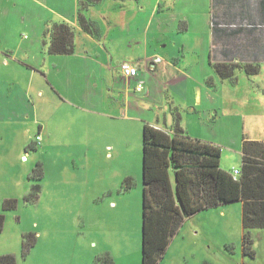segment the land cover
Listing matches in <instances>:
<instances>
[{
    "label": "rangeland",
    "instance_id": "374dc122",
    "mask_svg": "<svg viewBox=\"0 0 264 264\" xmlns=\"http://www.w3.org/2000/svg\"><path fill=\"white\" fill-rule=\"evenodd\" d=\"M184 1L142 0L147 9L160 2L173 14ZM194 1L203 7V0ZM103 3L91 5L99 22L107 25L105 21L112 16L120 21V14L102 8ZM1 6L8 14L0 21V98L7 95L17 101L0 100V214L5 215L0 255L13 254L17 264H143V125L149 115L170 124L176 113L186 131L215 139L221 148L220 166L228 171L241 169L242 153L237 145L242 133L264 141V61L254 75L236 67L233 77H221L214 65L199 61L191 66L195 73L191 67L189 72H175L171 82L164 72L168 97L164 100V92L154 87V97L148 98L153 108L143 118L134 111L139 109L136 99L122 96L125 91L120 87L115 96L119 103L114 104L112 114L121 118L79 113L34 67L22 63L30 64L35 57L21 52L24 43L20 50L15 49L20 39L32 36L33 24H39L37 14L45 9L32 0H10ZM152 19L158 21V12ZM167 19L173 24L175 18ZM183 26L180 20L176 31L186 30ZM166 27L167 51L155 47L168 59L184 47L172 26ZM108 32L109 28L105 31L108 46L125 53L128 48L121 44L127 41L108 39ZM182 59L181 64L186 65L193 57L185 53ZM205 67H213L217 73L221 92L210 99L212 105L203 101L199 109L191 110L182 81L193 73L198 81ZM211 79L207 76L205 83L211 85ZM147 87L144 84L142 93ZM139 91L131 89L136 97L142 94ZM32 100L37 108L34 117L24 114ZM122 104L128 106V121L123 120L122 114L128 111L121 114ZM11 110L18 114H10ZM37 167L38 175L31 177ZM129 177L132 186L126 187ZM35 182L41 184L39 198L27 199ZM6 198H16V208L5 210ZM243 232L241 201L200 210L185 219L158 264H264V228L251 230L255 257L242 251ZM34 234L36 244L24 255L23 240Z\"/></svg>",
    "mask_w": 264,
    "mask_h": 264
},
{
    "label": "crops",
    "instance_id": "0c3cea01",
    "mask_svg": "<svg viewBox=\"0 0 264 264\" xmlns=\"http://www.w3.org/2000/svg\"><path fill=\"white\" fill-rule=\"evenodd\" d=\"M9 1L0 0V3ZM32 1L45 11L37 14L39 15V24H33L32 36L20 39V43L15 49L20 50L24 43L21 52L27 57L29 54H33L35 57L30 64L22 63L34 67L35 71L39 72L38 74L47 79L56 94L66 103L77 107L79 113L86 112L121 118L117 113L116 116L119 117L112 114L114 104L119 103L115 96H117V90L120 87L125 91V95L122 91V96L132 101L136 99L138 103L136 108H139L140 111L135 108L134 111L138 110L140 117L143 118L147 111L153 108V105L148 104V98L154 97V87L157 91L164 92V100L167 96L168 85L163 77L164 72H167L168 82H171L176 78L175 72H189V67L197 61L207 63L208 66H213L218 62L257 63L260 65L259 62L264 61V0H203V7L199 6L200 2L185 0L181 6L175 7L174 14L170 13L168 8L162 7L160 2H156L150 10L146 8V3L142 0H104L102 8L110 7L112 13L116 10L121 19L120 21L115 20L112 16L105 21L107 25L101 23L98 16L94 14L96 12L92 11L90 6L84 13L88 18L99 23L101 31L97 36L81 28L78 20L79 0ZM3 7L0 8V21L5 18L3 15L8 14L7 9ZM157 12L159 19L154 23L152 18ZM169 16L175 18L173 24L168 23L167 17ZM178 18L180 19L177 20ZM180 20L184 21L186 27V30L182 32L176 31ZM55 22H66L74 28L75 48L72 53H50L51 36L48 30ZM167 25L172 26L177 38H181V46L184 47V51L174 52L170 58L165 59L160 50L163 49L166 52L165 49L170 44V39L166 37L169 35L166 34ZM107 28H109L108 39L127 41L125 45L121 44L128 48L124 51L125 53L119 54L117 51L116 53L112 47L108 46L105 39ZM127 33L129 36L125 38ZM177 33H181L184 37ZM193 33H195V37L191 35ZM8 45L9 42L6 43V46ZM155 46L161 49L159 50ZM186 49H189V52ZM198 49H200L199 52ZM185 53H191L193 57L186 65L181 64L184 63L182 56L185 57ZM123 62L135 64L138 67V74L135 77L126 78L121 70ZM191 68L194 70L193 67ZM194 73L188 74L182 81L186 85L185 93L187 94L186 98L190 99L191 110L199 109L198 107L203 101L205 104L212 105L210 99L213 96L217 97L221 92L218 75L213 67H205L198 76V81L194 77ZM207 76L212 77L211 85L205 83ZM138 80L143 81L141 91L136 88ZM146 83L148 87L145 89L146 92L142 93ZM133 87L142 94L136 97L131 92ZM41 91L39 90V94L42 93ZM161 98L163 99V94ZM2 99L11 100L8 102L17 101L16 98H10L7 95L0 98V100ZM170 107H172L171 104H168V111L171 112L172 108L170 109ZM26 108L28 111L24 114L37 116L34 100ZM121 109V114L128 111L126 115L122 114L125 117L123 120H130L128 106L122 104ZM19 111L23 114L21 110ZM10 114L17 115L18 113L16 110H11ZM152 116L149 115L144 120L162 129L172 128L174 118L170 124L167 122L162 124L159 117L156 121ZM91 118L86 117L88 120ZM217 118L215 115V119ZM187 132L193 137L202 138L219 146L213 138L190 130ZM78 133H82V131L79 130ZM245 138L249 137L242 133V137L238 141L239 145L236 144L241 153L242 142ZM84 145L81 143L82 149ZM83 165H87V160L84 159Z\"/></svg>",
    "mask_w": 264,
    "mask_h": 264
},
{
    "label": "trees",
    "instance_id": "16d2710c",
    "mask_svg": "<svg viewBox=\"0 0 264 264\" xmlns=\"http://www.w3.org/2000/svg\"><path fill=\"white\" fill-rule=\"evenodd\" d=\"M100 1L79 0L81 28L96 36L100 34V25L84 11ZM48 31L50 53L70 54L74 51L75 31L70 24L55 22ZM236 67H243L248 74L259 72L257 63H214L221 77H233ZM173 116L170 129L149 122L143 125V264H158L187 217L237 200L242 202V251L255 257L251 230L264 228V141L243 140L241 174L235 178L231 171L220 166L221 148L191 136L181 125L179 116L176 113ZM37 172L38 167L30 176H37ZM131 186L129 177L126 187ZM40 188V183H33L27 199L37 200ZM16 206V198H6L3 202L5 210ZM4 224L5 215L0 214V231ZM36 239L35 234L32 238L25 237L24 255L30 252ZM0 264H17V259L13 254H2Z\"/></svg>",
    "mask_w": 264,
    "mask_h": 264
},
{
    "label": "built area",
    "instance_id": "2783aa9c",
    "mask_svg": "<svg viewBox=\"0 0 264 264\" xmlns=\"http://www.w3.org/2000/svg\"><path fill=\"white\" fill-rule=\"evenodd\" d=\"M121 70H122V73L123 75L126 77V78H132V77H135L137 74H138V67L129 63V62H123L121 64ZM143 86V81L142 80H138L137 81V84H136V88L138 90H140ZM158 127V126H156ZM232 175L235 177V178H238L239 175L241 174V169L239 168H233V170L231 171Z\"/></svg>",
    "mask_w": 264,
    "mask_h": 264
}]
</instances>
